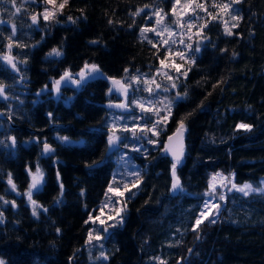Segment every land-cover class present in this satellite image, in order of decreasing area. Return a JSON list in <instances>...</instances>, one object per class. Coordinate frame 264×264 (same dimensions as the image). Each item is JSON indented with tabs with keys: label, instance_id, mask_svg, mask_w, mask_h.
<instances>
[{
	"label": "trees",
	"instance_id": "trees-1",
	"mask_svg": "<svg viewBox=\"0 0 264 264\" xmlns=\"http://www.w3.org/2000/svg\"><path fill=\"white\" fill-rule=\"evenodd\" d=\"M46 1L0 0V111L6 117L0 119V196L15 201L1 208L0 261L92 264L85 244L89 232L100 230L90 216L102 209L116 172L117 187L129 181L124 221L104 240L106 258L99 264H264V193H228L221 217L193 230L214 173L253 186L264 178V0H186L188 10L183 0H82L84 9L64 20L59 56L42 50L52 30L41 15ZM185 21L194 35H187ZM172 48L183 59L168 57ZM3 56L17 61L16 68ZM161 61L172 77L181 75L176 83L183 99L167 114L162 97L149 95L155 106L130 114L127 128L135 132L121 138L119 151H128L114 160L109 116L129 112L106 109V102L122 100L109 99V79L128 82L130 107L138 110L146 83L134 74ZM86 64L107 78L83 82L78 91L64 87L60 99L42 94L53 79L79 75ZM181 122L185 148L176 177L182 190L174 191V161L164 143ZM45 143L54 149L48 157L42 156ZM29 168H40L45 180L33 194L43 208L38 217L23 195ZM13 185L20 196L10 192Z\"/></svg>",
	"mask_w": 264,
	"mask_h": 264
},
{
	"label": "rangeland",
	"instance_id": "rangeland-1",
	"mask_svg": "<svg viewBox=\"0 0 264 264\" xmlns=\"http://www.w3.org/2000/svg\"><path fill=\"white\" fill-rule=\"evenodd\" d=\"M62 4H63V8L60 7ZM190 6H191V3L189 1L183 0L182 7L184 10L190 9ZM84 7H85V3L82 0H67L66 3H65V0L58 1V2L53 1L52 3H49L46 1L45 9L43 10L41 15H42V19L52 26L51 33L48 35L47 39L45 40V43L42 45V50L47 55L59 56V54H60V43H61V39H62L61 37H62V34L64 32V25H65L64 20L67 19L68 16L79 13L81 10L84 9ZM46 12L50 14L49 19H47V20L44 19V15ZM187 24H190V22L185 21L186 27H184V29H185L187 35H189V36L191 34L194 35V32H193L194 30L192 29V27L189 28ZM144 36L148 37L147 35H144ZM54 49L57 51L54 52L53 51ZM199 51H200V48L197 49V53ZM57 53H59V54H57ZM177 53H181V51L178 50L177 48H172V49L167 50V56L168 57L169 56H175L176 58H181L179 55H177ZM5 57H10V56H3L2 58L4 61L7 60V59H5ZM16 63H17V61L12 60V64H15V68H16ZM83 71L86 73V75L83 79H81L80 75H78V74H73V73L68 72L70 74L71 79L66 77L63 81H61L60 86H59V92L56 91L55 81L60 80L61 77L59 79H53V81L51 82V86L44 88L42 90L43 91L42 94H48L50 92H53L54 96H56L55 98L60 99V98H62V96H59V95H61L62 91L64 90V87L65 88L69 87V88L74 89L75 91H78L79 90L78 88L82 86L83 82L85 83L87 81L85 78L92 73V72H90V67L84 68ZM146 71L147 72H144V73L134 74V76L137 75V76H135V78H138V80H140V81H145V80L153 81L154 80V83L146 84V87H145L146 89L151 87L152 91L149 92L146 89L143 90V92H144L143 94L145 96L138 99V103H136L138 110H141V111L133 109L135 112L131 111L130 113H124L126 115H119V114L117 115V114L113 113L114 115L111 114L109 116V119H110L109 120V126L111 129H113V131H115V134L119 137V140L117 141V145L113 144L109 148V152H112L115 154V156H113L114 160H116V158H118V156H122L123 154L127 153V151H128V148H124L123 153H121V151H119V149H120V143L122 141L121 138L124 139V137L126 135H130L133 133V130H129L127 128L128 120H132V118H133L130 114L140 112L138 116H142V114H145L147 112V109L151 110L155 106V105H153L154 101L149 99V95L159 94L162 97V111H167L168 107L171 103L173 104L175 101H179V100L183 99L182 96L177 93V86L178 85L176 82L180 79V77H181L180 74H176L174 77H172L171 70L166 65H159L158 67L152 68L150 71L149 70H146ZM149 76H154L155 79H148ZM168 77H171V79H169ZM75 81H80V83L77 84V83H75ZM109 83H110V90H109V95H108L109 99H111V100L116 99V98L121 99V98H123V93H125V99H127L126 104L128 106H130L131 98H133V96H134V89L128 88V82L123 81V82H120L119 85H117V84H114L113 82H111L109 80ZM19 84L24 85V81L22 79L19 80ZM157 84L160 86L159 88L156 87ZM173 84H175V87H173ZM120 85H125L126 92H125V90L120 89ZM1 96L4 97V93L2 95H0V97ZM68 100H69V96H67V98H65L63 100V102H66ZM119 101H117V102H119ZM141 105H143V108H141ZM169 111H170V109L168 110L167 114L169 113ZM113 120H115L116 124L112 122ZM138 125H140V124H138ZM125 129H127V131H125ZM122 133L124 136L120 135ZM157 133H159V131ZM46 140L47 139H45L44 141H46ZM61 141H62V139H61ZM56 162H57V160H56ZM37 169H39V173H37ZM135 170H137V168ZM131 172L132 171L130 170V174H131ZM220 172L217 174L214 173V175H213V177L209 183L210 186H209L208 193L206 195V202L210 201L211 204L219 205V214H218V216L214 215L216 210L213 208L212 211L208 214V219L217 220L221 217V214H222L221 212H222V210H223V208L227 202V200H226V198L228 196L227 194L228 193L230 194V192L231 193H236V191L239 192L237 189L240 186H243L244 184H250L253 189L264 188V178H261L258 185H254V186L252 183L238 184L235 182L234 174H225L223 172H221V173ZM28 173H29V177H30V183H29L28 188L24 191L23 195L25 196V199H26L27 203L29 204V206L31 207L32 212H33L32 202L28 198V191H29L30 186L32 185V177H33V175H37L38 178L40 179V183L37 185V187L32 188V200L33 201H35L33 199L34 192L43 187L45 180H44V175H43L42 171L40 170V168H36V169L29 168ZM214 177H215V180L213 179ZM117 180H119V177L116 175V172H115L112 179H111V183L109 185V187H111L115 191L109 192V188H108L106 198H105V202H103V204L101 205L102 209L100 211L98 210V213H97L98 216L97 215H96L97 217L92 216V215L90 216V218H91L90 221L92 222L93 229L99 228V230H100V232H97V233L93 232L92 233V239L90 240L88 238V241L85 244V249L90 254L89 259L92 262V264H99L100 262L102 263L103 261H101V260H104L106 258L104 240L113 231L114 227L117 224L118 225L122 224L124 221L123 216H124V211L126 209L125 194H126V191L129 187V183H128L129 181H128V179H124V182L121 184V188H119L115 184V182ZM213 184H215L214 189L212 187ZM233 185H236V187H233ZM10 192H12L16 196L21 195L19 190L13 186L11 187ZM120 193H123V195H120ZM252 193H258V192H255V191L249 192V194H252ZM220 197H224V199L221 200ZM13 201H14V199H12V201H11V199L9 200L5 196H0V214H1L2 206H6L9 203L13 204L12 203ZM41 209H43V208H41V205H39L37 203V209H36L37 214L34 216L38 217L39 211ZM199 217H200V214L198 215L197 218H199ZM0 218H2V216H0ZM101 221H103V223H101ZM203 221H206V219H203ZM89 233H91V232H89ZM97 237H99V239H97ZM94 243H97V245L99 247V249L97 250L98 256L96 255L97 245H95L93 249L91 248V246Z\"/></svg>",
	"mask_w": 264,
	"mask_h": 264
},
{
	"label": "snow or ice",
	"instance_id": "snow-or-ice-1",
	"mask_svg": "<svg viewBox=\"0 0 264 264\" xmlns=\"http://www.w3.org/2000/svg\"><path fill=\"white\" fill-rule=\"evenodd\" d=\"M47 2L52 3L53 0H47ZM66 2H67V0H65V3ZM177 3H179V0H177ZM198 6L199 7H203V5H198ZM60 7L63 8V4ZM228 7H229V5L225 4V5L222 6V10L223 11H227ZM16 11L19 12L20 8H16ZM136 14H139V13H136ZM156 15L159 16V12H157ZM49 16H50V14L46 12L45 15H44V19L45 20L49 19ZM36 19H37V17L35 15H33L32 16L33 22H35ZM69 19H71V17H69ZM233 19L236 20V19H238V17H233ZM157 22L159 23V20ZM188 27L191 28V25H189ZM12 31L15 32V26L14 25L12 27ZM144 31H145V29H141L142 36H143ZM148 31H154V29H148ZM229 34H231V33L229 32ZM158 35H162V33H158ZM9 39H11V37ZM163 43L164 44H168V40H163ZM10 47H11V45H10ZM53 51L56 52L57 50L54 49ZM57 54H59V53H57ZM177 55H179L181 57V59H183V54L182 53H177ZM5 59H7L11 63V59H12L11 57H5ZM160 63H161V65H164V61H161ZM12 67L15 68V64H13ZM89 67H90V72H92V73H97L98 72V66L97 65H91V66H89L87 64L85 65V68H89ZM173 67H175L177 72L180 71L179 66L173 65ZM125 71H127V69H125ZM186 74H187L186 72L183 73V75H186ZM79 75H80L81 79H83L85 77L86 73L84 71H81V73ZM66 77L71 79L70 74L68 72H65L64 75L61 76L60 80H56L55 81V86H56V91L57 92H59V86H60L61 81H63ZM168 78L171 79V77H168ZM133 79H138V78H133ZM144 82L146 84H151V83H154V80L153 81L145 80ZM75 83L79 84L80 81H75ZM113 83L119 85L120 81L114 80ZM156 87L159 88L160 86L157 84ZM173 87H175V84H173ZM124 90L126 92V89H124ZM146 90L151 92L152 88L149 87ZM4 91H5L4 86L0 85V95H2L4 93ZM118 106L119 107H126V105H123V104L118 105ZM141 108H143V105H141ZM237 127L238 128H243V129H250L251 126L247 125V124H239V125H237ZM152 130H154V129H149V131H152ZM183 130H184V125H183V122H181L179 127L177 128V133H179L181 137H182ZM125 131H127V129H125ZM133 132H135V129H133ZM60 139L67 140V137H61ZM168 139H169V141H171L172 137H169ZM118 140H119V137L115 134V131H113V133L108 138L109 145L115 144ZM12 142L15 143V138H12ZM165 150L166 151H171L173 156L175 157V162L172 165V175L174 177L173 183H172V189L174 191L177 190V189H181L182 190V187H181V184H180V180H179L178 177H176V165L180 162V156L182 155V144H181V148H180L179 153L176 150H174L172 148H169L168 146L165 147ZM44 151L47 153V152L53 151V149L51 148L50 145L45 143L44 144ZM37 173H39V169H37ZM137 176H138V174H137ZM213 179L215 180V177ZM10 183H11V181H10ZM39 183H40V179L38 178V176L37 175H33V177H32V185L30 186L29 191H28V198L32 202V205H33V215L37 214V212H36L37 203H36V201L32 200V188H36ZM13 187H15V185H13ZM61 187H62V185H61ZM212 187L214 189L215 188V184H213ZM233 187H236V185H233ZM237 190L239 192L243 193L244 195H248L249 192H252V191L259 192V193H264V188L253 189L250 184H244L243 186H240ZM113 191H115V190L112 189L111 187H109V192H113ZM120 195H123V193H120ZM220 199L223 200L224 197H220ZM12 203L14 204L15 202L13 201ZM213 208L216 210L214 215L218 216V214H219V205L211 204L210 201L205 203L204 210L201 211L200 217L196 219L193 230H196L199 227V225L203 222V219H208V214L212 211ZM44 210L47 211V209H44ZM0 216H2V214H0ZM208 222L209 223H215L216 220L215 219H208ZM101 223H103V221H101ZM57 231H59V229ZM89 239L90 240L92 239V234L91 233H89ZM97 239H99V237H97ZM0 264H4V262L0 261Z\"/></svg>",
	"mask_w": 264,
	"mask_h": 264
},
{
	"label": "water",
	"instance_id": "water-1",
	"mask_svg": "<svg viewBox=\"0 0 264 264\" xmlns=\"http://www.w3.org/2000/svg\"><path fill=\"white\" fill-rule=\"evenodd\" d=\"M6 62H7V64L12 68V60H11V63L8 61V60H6ZM88 77H92V78H95V77H103V78H107V77H105V76H103V75H101L100 74V71H99V69H98V72L97 73H91L90 75H88L86 78H88ZM85 78V79H86ZM111 82H113L114 80H116V81H119L118 79H114V78H110L109 79ZM120 89H125V86H123V85H120ZM124 101H125V99H123V102H118V103H111V102H109V103H106L105 104V107L107 108V109H109V110H114V111H122V112H130L131 111V109L124 103ZM121 104H123V105H126V107H119L118 105H121ZM2 118H6L5 117V115L3 114V112L2 111H0V119H2ZM11 126L12 127H14V123H11ZM184 136H185V130H183V133H182V137L180 136V134L179 133H177V129H176V131L175 132H173L169 137H172V140L171 141H169V137L167 138V141H166V144H165V147L166 146H168L169 148H172V149H174V150H176L178 153H179V151H180V148H181V144H182V155L180 156V162L183 160V154H184V148H185V140H184ZM11 141H12V138H11ZM49 145V144H48ZM51 146V145H50ZM51 148L53 149V147L51 146ZM54 150V149H53ZM165 152H167L170 156H171V158L175 161V157L173 156V154H172V152L171 151H166L165 150ZM53 153V151H51V152H45L44 151V146H43V148H42V156L43 157H48V156H50L51 154ZM179 162V163H180Z\"/></svg>",
	"mask_w": 264,
	"mask_h": 264
},
{
	"label": "bare ground",
	"instance_id": "bare-ground-1",
	"mask_svg": "<svg viewBox=\"0 0 264 264\" xmlns=\"http://www.w3.org/2000/svg\"><path fill=\"white\" fill-rule=\"evenodd\" d=\"M99 69V68H98ZM100 71V70H99ZM100 74H101V72H100ZM91 79H93L92 77H88V78H86V80L88 81V80H91ZM123 86H125V85H123ZM123 99H125V93H123ZM109 102H111V103H118V102H114V101H108V102H106V103H109ZM105 103V104H106ZM107 109V108H106ZM178 128V127H177ZM176 128V129H177ZM176 129L173 131V132H175L176 131ZM185 130V129H184ZM172 132V133H173ZM171 133V134H172ZM171 134H169L168 136H167V138L171 135ZM167 138H166V141H167ZM166 141H165V143H164V151H165V144H166ZM116 145H117V142L115 143ZM121 144V143H120ZM123 144H125V142L123 143ZM110 146V145H109ZM123 146V145H122ZM125 146V145H124ZM125 152V151H124ZM165 153H167V152H165ZM168 154V153H167ZM169 155V154H168ZM171 157V156H170ZM183 159H184V154H183ZM173 160V159H172ZM174 161V160H173ZM183 161V160H182ZM181 161V162H182ZM175 162V161H174ZM174 179V177H173V175H172V180Z\"/></svg>",
	"mask_w": 264,
	"mask_h": 264
},
{
	"label": "flooded vegetation",
	"instance_id": "flooded-vegetation-1",
	"mask_svg": "<svg viewBox=\"0 0 264 264\" xmlns=\"http://www.w3.org/2000/svg\"><path fill=\"white\" fill-rule=\"evenodd\" d=\"M123 100V98H121Z\"/></svg>",
	"mask_w": 264,
	"mask_h": 264
}]
</instances>
